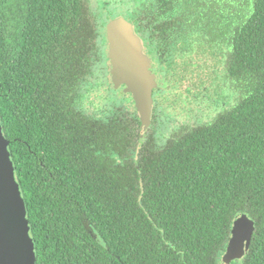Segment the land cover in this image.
<instances>
[{"label": "trees", "instance_id": "16d2710c", "mask_svg": "<svg viewBox=\"0 0 264 264\" xmlns=\"http://www.w3.org/2000/svg\"><path fill=\"white\" fill-rule=\"evenodd\" d=\"M127 1L155 61L200 43L208 87L216 61L236 102L159 148L155 109L143 128L129 94L110 119L79 109L99 52L88 0H0V123L36 264H228L243 214L253 240L229 264H264V0Z\"/></svg>", "mask_w": 264, "mask_h": 264}, {"label": "water", "instance_id": "95a60500", "mask_svg": "<svg viewBox=\"0 0 264 264\" xmlns=\"http://www.w3.org/2000/svg\"><path fill=\"white\" fill-rule=\"evenodd\" d=\"M115 88L125 86L132 95L143 128L151 125L153 91L157 87L151 60L144 54L133 24L117 17L106 26ZM255 225L247 215L236 218L232 236L223 257L225 263L243 258L249 251ZM0 264H36L35 244L30 236L27 210L10 153V141L0 123Z\"/></svg>", "mask_w": 264, "mask_h": 264}, {"label": "rangeland", "instance_id": "374dc122", "mask_svg": "<svg viewBox=\"0 0 264 264\" xmlns=\"http://www.w3.org/2000/svg\"><path fill=\"white\" fill-rule=\"evenodd\" d=\"M88 3L95 15L99 30V52L98 61L92 70V76L87 78L78 90V94L85 96L79 105V109L92 118L106 120L113 118L118 113V109H123L126 102L131 100L129 95L123 98V90L108 86L111 83V78L105 59L108 52L105 39L106 25L111 18H125L133 8L127 0H88ZM208 74L209 78L218 77L219 66L215 65ZM88 81L90 86L94 88L92 93L89 90ZM213 92L214 90L208 87L207 94ZM165 93L164 90L163 96ZM172 95L171 92L166 96L171 97ZM212 96V98H207V106L201 105L202 102H199L197 97L187 96L181 91L173 95L178 105L169 103L168 99L164 104H162L163 101L160 102L156 107V143L158 147H163L174 132L209 123L220 113L230 110L236 102L233 101V96L230 93L217 92ZM131 106L134 108V103Z\"/></svg>", "mask_w": 264, "mask_h": 264}, {"label": "flooded vegetation", "instance_id": "af4514ba", "mask_svg": "<svg viewBox=\"0 0 264 264\" xmlns=\"http://www.w3.org/2000/svg\"><path fill=\"white\" fill-rule=\"evenodd\" d=\"M128 21H130V20H128ZM133 27H134L135 33L140 37V39L142 41L144 54L147 55L151 60V71L155 75V81L157 83V87L153 91V107H152V110L155 109V114H157L156 113V107L160 104V102L162 103V101L159 102V97H160L161 93L164 92V88L162 86L161 80L163 77H166L168 75V73H165L166 71L167 72L168 71H174L173 72L174 76L172 78H170L172 80L173 84H175V86H173V91H172L173 95L176 92L181 91V92H184L185 94H187V96L192 95L194 97H197L198 101L202 102L201 105L207 106V98H208V94H207V92H208L207 72H208V55H209L208 48L201 46L200 43H194L192 46L189 45V43H187L185 45L175 47L173 50L172 49L170 50V52H169L170 54L167 55V57L163 60V61L170 60L168 63L170 65L168 66L167 69H164L163 65L160 64L159 61L154 60V58H153L154 52H152L153 48L152 47L147 48V45H146V39H147L146 36L147 35L142 33V32H137L134 24H133ZM105 39H106L107 47L109 50V44L107 41L106 33H105ZM105 59H106V66L108 67V70L110 73V78H111V83H112V76H111V68L112 67H111L108 52L106 54ZM216 64H217L216 61L212 62L213 66ZM210 79H212V78H210ZM214 79H217V81H216V83H213V87H211L212 90H214L213 93H217V92L227 93L226 91H228V90L223 87L222 78L216 77ZM113 87H114V85H113ZM117 89L123 90V98H125V96L129 94V93L125 92V86H121L120 88H117ZM216 90H217V92H216ZM165 91H167V90H165ZM129 95H131V94H129ZM166 95H168V94L167 93L164 94L163 103H165L166 99L169 98V96H166ZM173 95L170 97V103H172L173 105H178L175 102ZM131 97H132V95H131ZM132 99H133V97H132ZM133 102H134V100H133ZM134 105H135V103H134ZM223 113H220V114H223ZM151 118H152V115H151Z\"/></svg>", "mask_w": 264, "mask_h": 264}]
</instances>
